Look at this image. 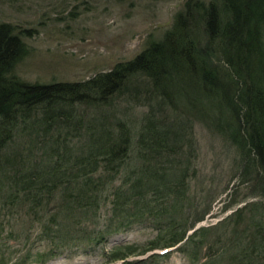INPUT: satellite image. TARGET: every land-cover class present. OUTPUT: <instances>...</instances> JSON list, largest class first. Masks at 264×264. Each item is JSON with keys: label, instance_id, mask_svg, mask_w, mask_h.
Returning <instances> with one entry per match:
<instances>
[{"label": "trees", "instance_id": "1", "mask_svg": "<svg viewBox=\"0 0 264 264\" xmlns=\"http://www.w3.org/2000/svg\"><path fill=\"white\" fill-rule=\"evenodd\" d=\"M201 26L208 36L205 50L218 54L227 72L203 56L199 62L196 50L203 49L191 32ZM17 29L0 22V212H14L9 227L22 212L30 223L60 212L52 215L54 231L45 225L49 240L58 243L54 252L83 240L99 243L104 236L95 232L98 236L92 237L94 230L88 228L96 226L112 199L108 232L118 233L129 219L141 223L148 218L172 237L153 243L150 250L173 248L187 238L196 225L186 229L183 203L197 158L188 149L184 123L159 119L153 112L137 132L122 119L104 116L109 122L99 125L85 120L88 110L110 106L140 75L166 95L177 83L193 88L219 121H227L219 125L242 150L245 174L253 170L264 175V0H189L162 41L85 82L30 84L14 76L15 66L27 55L20 36L24 32ZM121 177L119 186L110 187ZM221 222L202 227L187 240L200 250L221 228L206 264H264V212H235ZM241 225L246 228L239 232ZM14 233L11 228L7 235ZM131 248L113 252L110 262L138 254ZM3 251L1 257L7 254L8 260L0 258V264H27L49 255Z\"/></svg>", "mask_w": 264, "mask_h": 264}, {"label": "rangeland", "instance_id": "2", "mask_svg": "<svg viewBox=\"0 0 264 264\" xmlns=\"http://www.w3.org/2000/svg\"><path fill=\"white\" fill-rule=\"evenodd\" d=\"M192 1L208 4L211 0ZM187 2L189 0H16L9 4L7 0H0V22L15 25L17 32L23 30L24 34L20 36L27 50V55L17 63L12 73L30 84L90 80L111 71L119 63L132 61L152 42L162 41L173 26L175 16ZM191 36L203 49L196 50L200 63L199 56H203L205 61L228 71L216 57L218 54L213 56L212 50H205L208 36L202 26L195 28ZM192 90L190 86L177 83L176 90L166 95V91L156 88L150 78L140 75L112 98L110 106H105L102 111L88 110L85 120L99 125L122 119L137 132L153 112L159 119L184 123L188 149L191 148L193 157L197 158L191 167L183 203L189 220L187 230L195 225L197 229L217 227L235 212H264V175H255L253 170L245 174L242 150L235 145L232 133L219 125L224 120L219 121L218 114ZM112 114L114 116L111 117ZM121 182L122 177L110 187L119 186ZM114 210L111 199L101 210L103 215L96 226L88 228L90 232L94 230L92 237L104 236L99 243L83 240L67 247L64 245L57 253L54 249L58 248V243L49 240L45 225L46 230L49 227L54 231L52 215L58 216L60 212H49L44 219L33 223L27 219L26 212H20L21 218L18 217L9 227V217L14 212L2 211L0 228L4 232H0V258L8 260L7 254L5 258L1 257L6 247L10 249L9 253L21 250L17 256L29 250L45 257L53 252L52 256L42 260L34 257L27 264H125L126 261L132 264H206V255L213 250L211 243L215 242L213 239L218 236L217 232H221V228L214 230L205 244L207 246L200 250L196 242H184L190 238L188 235L184 243L170 248L171 251L150 250L153 243L170 242L172 237L160 229L161 225L148 218L141 223L129 219L118 233L108 232V219ZM11 228L16 232L12 237L7 235ZM245 228L241 225L239 232ZM128 247L138 254L110 262L113 252Z\"/></svg>", "mask_w": 264, "mask_h": 264}, {"label": "water", "instance_id": "3", "mask_svg": "<svg viewBox=\"0 0 264 264\" xmlns=\"http://www.w3.org/2000/svg\"><path fill=\"white\" fill-rule=\"evenodd\" d=\"M159 26H162V25H159ZM196 230H197V229H196ZM193 232H194V231H193ZM193 232H192V233H193ZM192 233H191V234H192ZM179 247H180V246H179ZM177 248H178V247H177Z\"/></svg>", "mask_w": 264, "mask_h": 264}]
</instances>
